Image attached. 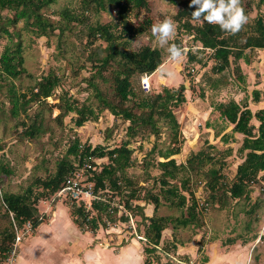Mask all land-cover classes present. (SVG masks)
Listing matches in <instances>:
<instances>
[{"label":"rangeland","instance_id":"rangeland-1","mask_svg":"<svg viewBox=\"0 0 264 264\" xmlns=\"http://www.w3.org/2000/svg\"><path fill=\"white\" fill-rule=\"evenodd\" d=\"M147 1L148 10L141 9L137 15L134 12L130 13L129 20L136 23L145 17H149L153 24L162 20L165 15L171 16L177 26L173 42L189 49V53H192L191 49H197L200 46V43L192 37V33H188L184 28L181 29L177 23L175 14L179 8L180 0H176L175 3L168 0ZM64 6L76 9L78 8V0H55L49 5L45 14L55 21L60 20L58 12ZM242 6L248 16V22L240 31L241 36L244 35V31L253 24L257 17L262 16L264 18V1L242 0ZM0 14V54L4 45L9 42V37L3 31L4 28L11 33L17 32L18 36L15 34L14 40L19 38L23 47V66L26 73L22 74L20 78L13 79L12 84L19 91H25L48 73L56 74L59 78V84L51 96L45 98L43 102H32L30 107L27 108L28 117L26 115L14 117L10 113V103L6 95L9 82L7 84V81L3 80L0 72V144L3 148L0 151V159L8 164L11 169V173L8 175L0 174V192H20L29 185L32 177L43 178L51 174L55 169L56 161L66 156L69 145L74 138H78L81 144L90 143L92 146L101 144L106 149L129 140V147L133 150L131 155L132 165L126 168L125 175L130 176L133 181L138 183L139 188H141L139 190L140 198L143 196L144 191H151L153 194L158 193L160 185L157 179L161 169L155 164L163 160V157L159 155L160 152L173 145L171 128L166 118L155 115L156 125L159 128L158 135L151 134L148 132L149 130L144 129L135 137H127L126 127L128 121L123 120L121 117H114L107 109L98 110L97 90L102 94H107L109 98L113 96L110 72L115 63L112 61L108 67L102 70V76L107 81L95 73L96 68L93 66V60L90 59L89 53L94 46L98 44L105 45V43L101 40H95L93 45L89 44L87 23L99 21L104 24L115 21V13L113 11L100 12L99 14L87 12L82 21L69 23L68 29H65L63 33L55 30L47 37H38L29 28L24 27L23 21L13 20L14 10L0 8ZM150 29L151 26L145 33L129 40L127 45L122 43L125 42L124 38L117 41L116 44L121 52L135 53V58L139 60L140 57L144 58V54L141 52L142 47L149 46L159 49L162 62L153 72L148 73L151 75V89L148 94L160 92L164 86L178 88L180 84L184 85L185 101L178 106L171 107L179 124V132H181V135L178 136L180 140L176 142L180 146V152L171 157L177 163H186L191 154H195L200 150L203 153L211 154L217 161L215 165L221 166L226 179L230 181L234 174L235 164L239 160L241 161V155L237 152L240 140L234 139V141H231L233 135L229 131L230 124H226L228 134L231 136L228 142L217 141L218 135L216 136V134L212 138L210 128L213 127V120L216 117L213 118L212 114L208 115L209 110L211 105L214 106L221 99L223 101L233 97L240 102L238 104L245 105V103H248L249 97H252L251 92L256 86L260 88L264 98V49L245 50L249 62L247 60L245 62L243 58L237 60L242 67L243 74L241 69H234L233 63H230L228 68L218 73L212 69L214 60L210 57V51L203 48H198L196 53L197 59L202 61L189 63L187 55L182 63L175 64L170 61L166 51L157 46ZM115 58L120 59L119 57ZM164 68L175 71V79L169 78L166 73L162 72ZM131 81L137 95H142L137 73L131 77ZM211 87H214L217 91L215 92ZM61 98L68 100V103L73 102L78 107H92L94 116L80 126H77L74 122L78 116L74 111L68 112L62 119L55 118L59 112L57 104H63ZM132 100L128 104L133 106L134 110H138L133 105L135 98ZM258 106H264V100ZM37 111L42 112L44 123L48 129L34 139L22 137L20 132L24 128L23 123H30ZM206 121L207 125L205 126ZM225 122L223 119V125H225ZM153 145L154 149L152 151ZM229 148L230 153H226ZM68 158L76 167L74 157L69 155ZM146 162H148V166H146ZM208 166H210L209 163L204 166V169ZM263 174L264 171L260 172L259 175ZM184 176H187V172L181 170L178 172L177 178L172 181L179 185V179ZM189 176L190 183L188 187L193 190L198 200H205L206 192L201 180L202 176H196L192 173ZM250 185L251 192L249 199L246 201H243L244 199H230L229 204L223 208L214 205L204 207L202 212H199L203 221L200 226L195 227L193 223L183 227L168 224L163 233L161 232V236H168L170 237L169 243H175V253L162 251L165 249L164 246L171 249V245L161 244V239L159 243L160 253L154 252L149 253V255L144 253V248H151L152 243L149 242L147 237L146 241L138 240L136 235L132 233V230L135 233V227L138 224L137 233L143 237L144 233L147 235L148 222L140 221L139 216H136L134 223L131 224L132 227L135 226L133 228L130 227V223H126V220H122V217L119 218L123 215H117L113 226L106 225L104 227L102 225L95 231H91L86 228L89 226L85 225V229L80 227L79 229L91 231L93 234L91 236L93 238L92 243L100 240V244L105 245L104 247H108L109 250L114 252L115 249L113 248L119 245L115 242V239L122 236V242L120 243L123 244L133 237L140 242L139 250L143 254L141 264L145 263L146 258L150 261V264H157V262L203 264V257L211 258V264H220L221 262H224V264H238L237 262H240V260H242L240 264H264V176H261L257 182ZM33 190L34 192H42V187L36 185ZM55 196V193L50 194L47 197L39 198L35 203L42 221H48L53 214L51 208L57 204L67 209L68 202L63 201L61 197L55 198ZM260 198H263L262 203L253 212H249L251 204ZM161 201L158 209L153 212L155 216L174 218L176 215L183 217L187 215L186 209L170 206L167 201ZM134 203H137V201ZM148 206L151 207V205H147L146 208ZM198 206L204 205L198 203ZM10 219L13 224L14 221H12L11 215L7 216L4 213L3 205H0V230L8 225ZM35 231L36 228L26 233L20 231L21 239L16 246V250L20 246L19 244L25 238L28 240L29 235L35 233ZM97 234L99 235L96 236ZM149 235H151V232ZM179 244L184 245L183 249H181L182 247L178 248ZM199 245H202L200 250L197 249ZM67 248L66 245V249H63L64 251H61V253H68L70 249ZM109 253L111 254L110 251ZM188 258L190 262L186 260ZM60 259L59 257L58 261L61 262ZM8 263L6 259H2L0 254V264ZM108 263L114 264V260H108Z\"/></svg>","mask_w":264,"mask_h":264},{"label":"trees","instance_id":"trees-1","mask_svg":"<svg viewBox=\"0 0 264 264\" xmlns=\"http://www.w3.org/2000/svg\"><path fill=\"white\" fill-rule=\"evenodd\" d=\"M54 1L0 0V8L14 10L13 20L23 21L24 27L29 28L38 37H47L54 33L55 30L63 33L65 29H68L69 23L82 21L86 17L85 13L87 12L99 14L100 12L113 11L115 13V21L104 24L99 21L87 23L89 44L93 45L95 40H101L105 43V45L98 44L94 46L89 53L90 59L93 60V66L96 68L95 73L107 81L102 76V70L108 67L112 61L115 63L110 72L113 90L112 98L99 92L95 86L96 95L99 99L98 110L107 109L114 117H121L123 120L128 121L126 127L127 137H135L144 129L149 130L148 132L151 134L158 135L159 128L156 125L157 119L155 115L164 116L171 128L173 145L160 152L159 155L163 157V160L155 164L161 169L157 179L160 185L158 193L153 194L151 191H144L143 196L140 198L139 190L141 188H139L138 183L133 181L130 176L125 175L126 168L132 165L131 155L133 150L129 147V140L106 149L101 144L93 146L90 143L81 144L78 138H74L67 149L66 156L56 161L55 169L51 174L43 178L32 177L29 185L20 192H0V205H3L4 213L7 216L11 215L12 221H14L12 224L10 219L8 225L0 230V254L2 259H6L12 249V241L15 236L14 224L21 228L26 221H29L31 226L35 228L42 222L35 203L39 198L55 193L65 178L70 175L74 169V164L68 158L69 155L73 156L75 159L74 163L78 164H81L89 156L101 157L106 155L108 157L107 162H103L101 168L98 171H94L92 176L95 182V190L102 191L105 197L103 201L96 200L94 202L97 210L95 216L90 220H86L81 206H70L73 219L80 228H84L86 225L89 226L86 227L87 229L95 231L99 226L103 225L105 227L106 223L114 222L117 218L118 207H111L110 203L113 199L123 204L134 216H139L140 221H145L147 218L143 211L144 205L134 203V200H142L144 203L152 204L154 207L153 212L158 209L162 202L161 200L167 201L170 206L186 209L187 215H184V217L181 215L174 218L152 215L148 218L147 235L144 233L142 240L146 241L147 237L149 242L152 243V247L144 248L143 251L146 255L154 252L160 253L161 232L168 227V224L186 226L189 223H193L197 227L203 224L199 212H202L204 207L214 205L223 208L229 204L230 199L248 200L251 192L250 184L257 182L261 176H264V174L259 175L260 172L264 171V108L253 113L246 105H240L232 99L215 105V109L219 111L220 116L233 124L232 131L243 134L242 144L238 148L241 161L237 166L234 177L230 181L226 179L221 166L215 165L217 163L215 157L211 154L203 153L201 150L191 154L186 163H177L171 156L180 152V146L176 142H179L178 136L181 135V132H179V124L171 107L178 106L185 101L183 94L184 85L180 84L178 88L164 86L160 92L148 94L149 92L141 88L140 78L144 74L153 72L156 67L158 68L161 65L159 49L149 46L142 47L141 52H143L144 58L140 57L139 60L135 58V53L121 52L116 44L117 41L124 38L125 42L122 43L127 45L129 40L145 33L151 26L152 20L149 17H145L136 23L129 20L130 13L134 12L137 15L141 9L148 10V1L78 0V8L73 9L64 6L58 12L60 20L57 21L45 14L49 5ZM168 1L171 3L176 2V0ZM260 1L263 2L264 0ZM189 3L190 0L179 1V8L175 18L181 29L184 28L188 33H192L194 40L200 43L198 48L210 51V57L214 60L212 69L215 72L224 71L230 66V63L234 64V69H239L237 60L243 57L247 60L245 50L264 49V18L262 16L254 20L253 24L244 31L243 36H241L240 32L230 35L223 32L218 25L200 24L193 21L191 13L194 9L189 7ZM3 31L9 37V42L4 45L0 54V72L3 80H6L7 84L9 82L6 95L10 103V113L14 117H19L20 115L28 117L27 108L30 107L32 102H43L45 98L51 96L59 84V78L56 74L48 73L38 79L27 90L19 91L12 84V80L20 78L22 74L26 73V69L23 66L22 43L19 38L14 40V35L17 34L18 36L17 32H8L6 28ZM102 53L104 54L102 55ZM115 57L120 59L117 60ZM187 61L193 63L202 60L197 59L196 54L188 52ZM135 73L138 75L140 91L143 93L140 96L135 92L131 81V77ZM253 93L256 98L258 90H254ZM133 98H135L133 105L138 110H134L133 106L128 104L133 101ZM61 99L63 104H57L59 112L55 118L62 119L68 112L74 111L78 115L74 122L77 126H80L94 116L92 107H78L73 102L68 103V100ZM252 117L259 122L257 132H254L255 126L250 122ZM23 126L24 128L20 134L22 137L29 139L39 137L48 129L44 123L41 111L34 113L32 121L28 124L23 123ZM225 135H222L224 140L227 139ZM2 149L0 144V151ZM153 149L154 145L152 151ZM229 151L230 149L227 153ZM208 163L210 166L204 169V166ZM146 166H148V162H146ZM181 170L187 172V176L180 178V184L177 185L172 180L177 178V174ZM10 173L11 169L8 164L0 159V174L8 175ZM190 173L202 176L201 180L206 192V198L202 200L204 206H198L193 190L188 187ZM36 185L42 187V192H34L33 187ZM262 201L263 198H260L251 204L249 212H253ZM121 219L127 220L128 217L122 216ZM87 221H89L88 225ZM136 231H138V224H136ZM150 232L151 235H149ZM171 243V249H167L164 246L167 253H175L176 251L175 243ZM201 246L199 245L197 249L200 250ZM206 259L205 257L203 261ZM186 260L189 261V258ZM144 262V264H150L147 258ZM157 264H170V262H157Z\"/></svg>","mask_w":264,"mask_h":264},{"label":"crops","instance_id":"crops-1","mask_svg":"<svg viewBox=\"0 0 264 264\" xmlns=\"http://www.w3.org/2000/svg\"><path fill=\"white\" fill-rule=\"evenodd\" d=\"M243 59L246 62V59L244 57ZM237 64L239 65V69H241V73L243 74L240 63L237 62ZM211 88L212 90L214 89V87H211ZM254 90H258V96L256 98L254 97V93H253ZM214 91L216 92L217 90L214 89ZM251 93H252V97L251 98L249 97L248 103H245V105L254 113L257 110L264 108V106L262 107L258 106L259 103L264 100V98L258 86H256L252 90ZM231 99L236 101L237 103H240L234 97ZM221 100L217 102L216 104L220 102L229 101V100H223V101ZM215 105L214 106L211 105V108L208 114V115L212 114L213 118L216 117L213 120L214 121V124L212 127L213 129L210 128L212 138H214L215 136L214 134H216V136L218 135L217 141L226 143L229 141V137H231L228 134L230 131L231 135H233L231 141H234V139L240 140V143L238 144L239 145L238 148H239L242 144L243 134L232 131L233 124L229 123L227 120H225L223 117L220 116L219 111L215 109ZM223 119L226 121L224 123L225 125L230 124L229 131L227 130L228 128L227 125L226 127L225 125H223ZM250 122L255 126L254 132H257V128L259 124L258 120L256 118H253ZM206 125H207V121L205 122V126ZM214 129H215V132H214ZM222 135L227 136V139L224 140ZM237 152H238V149H237ZM239 163H240V160L238 163L235 164V170H234V174L232 178L234 177L236 173V169ZM196 199L198 203H202V200L201 201L198 200V197H196ZM134 201L135 202L137 201V204L144 205L143 211L147 217L145 221L149 222L148 218L154 215L153 205L150 203H144L142 202V200L140 201L134 200ZM145 204L151 205V207L148 206L146 208L147 205L145 206ZM70 209H71L70 205H67V209H65V207L59 204L52 207L51 210L53 211V214L50 216V218L48 217L49 218L48 221L46 222L42 221L39 225H37V227H35L36 228L35 233H32L31 235H29L28 240L25 238L24 241H22L21 244H19L20 246H18L15 256L10 264H111V263H108V260H111V259L114 260V264H137V263L141 264L142 263L141 259H143V254L139 250V247H140L139 241H137L134 238H130L127 243L121 244L120 242H122V236H119L118 239H115V242L119 244L115 246V248H113L115 249V252L109 250L108 247H104L105 245L100 244V240L96 243L94 242L92 243L91 241L93 239L91 238V236H93L92 232L89 230L82 231L81 229H79L78 224L75 223L71 215ZM135 219H136V216H135ZM141 224L144 225L143 223ZM32 229L34 228L32 227L30 231H32ZM163 230H162V233H163ZM98 235L99 234H97L96 236ZM169 238L170 237L168 236H161V242H162L161 244L170 246ZM66 245L68 246L67 249H70V251L66 254H62L61 251H64L63 249H66ZM179 247H182L181 249H183L184 245L179 244L178 248ZM109 251L111 252V254L109 253ZM162 251L167 253L166 249ZM59 257L61 258L60 259L61 262L58 261ZM204 258L205 257H203V259ZM202 263L211 264L212 263L211 258L206 259L204 261L202 260ZM237 263L238 264L242 263V260H240V262L238 261ZM220 264H224V262H221Z\"/></svg>","mask_w":264,"mask_h":264},{"label":"clouds","instance_id":"clouds-1","mask_svg":"<svg viewBox=\"0 0 264 264\" xmlns=\"http://www.w3.org/2000/svg\"><path fill=\"white\" fill-rule=\"evenodd\" d=\"M189 7L194 9L191 13L193 21L200 24L218 25L223 32L230 35L239 33L248 22V16L242 6V0H190ZM176 28L177 26L172 17L165 15L162 20L151 25L150 31L157 46L166 51L170 61L179 64L183 62L189 49H185L173 42ZM197 51L196 48L191 49L193 54H196ZM162 72L166 73L169 78L175 79L176 77L175 71L171 69L164 68ZM148 75L151 77L150 74ZM132 233H136V238L142 240L137 237V234L140 235L137 231Z\"/></svg>","mask_w":264,"mask_h":264},{"label":"built area","instance_id":"built-area-1","mask_svg":"<svg viewBox=\"0 0 264 264\" xmlns=\"http://www.w3.org/2000/svg\"><path fill=\"white\" fill-rule=\"evenodd\" d=\"M149 77L150 76L148 74H144L140 78V85L144 91L150 90ZM103 162L104 163L107 162L106 156H101V157L89 156L88 158L83 160L81 164L76 163V167H74L70 175L65 178L60 188L55 192L56 194L55 198L61 197L62 200L68 202L70 206L71 205L81 206L82 209L84 210L86 220H90L96 214L97 210L95 208L94 202L96 200L97 201L105 200L102 191L95 190V182L92 178L93 172L98 171L101 168ZM110 204L111 207L113 208H115V206L118 207L116 216L123 215L125 217H128L126 223H130L129 225L131 228L135 227V226L133 227L131 226V224H133L135 220V216L131 213V211L127 210L123 204L116 202L115 199H113ZM121 217L122 216H120L119 218ZM88 222L89 221H87V225L89 224ZM114 222H108L106 223V225L113 226ZM14 228H15V236L12 243L13 246L6 258V261L9 262L8 264L12 262L15 256L16 246L21 239L20 231L22 233L29 232L32 226L29 221H26L21 228H18L15 224H14ZM137 237L143 239L141 235L137 234Z\"/></svg>","mask_w":264,"mask_h":264}]
</instances>
